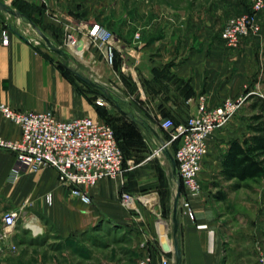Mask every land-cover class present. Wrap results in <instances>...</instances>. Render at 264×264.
Segmentation results:
<instances>
[{
  "label": "crops",
  "instance_id": "crops-1",
  "mask_svg": "<svg viewBox=\"0 0 264 264\" xmlns=\"http://www.w3.org/2000/svg\"><path fill=\"white\" fill-rule=\"evenodd\" d=\"M1 1L7 4L9 1V6L16 11L21 9L25 17L60 47L65 46L67 35L73 34L77 45L69 47L71 54L91 71L95 77L92 81L106 86L121 105L117 107L97 90H89L90 95L104 98L108 101L107 106L113 105L135 124L137 122L131 116L145 121L158 137L137 125L153 144L164 141L156 123L170 119L178 126L185 125L187 119L195 114V99L200 95L206 97L209 107H216L224 99L235 98L246 91L253 92L258 88L264 92V18L260 35L242 38L234 50L227 49L220 39L225 21L246 13L249 1L237 5L233 0L234 5L221 13L216 12L213 4L203 27L177 21L159 26L142 23L134 29L128 23L123 24L122 31H119L115 26L107 25L114 34L112 66L106 64L102 49L90 42L82 29L83 22L76 19L77 12L61 5L60 0ZM218 23H222L220 27H217ZM3 29L4 20L0 14V103L20 112H50L64 122L79 118L101 119L94 100L84 91V84L62 71L25 36L20 34L27 41L9 27L8 43L3 45ZM107 108L102 109L105 111ZM237 134L231 125L215 131L207 140L208 152L201 165V170L209 176L210 164L216 161L218 178L231 192L241 190L243 184L251 181L246 180L238 189L232 190L235 181H226L219 176L222 157L229 143L233 139L242 140L250 136L239 137ZM19 136V126L0 113V137L14 141ZM216 147H223V150L217 151ZM14 162L10 151L0 149L1 246L8 241L16 252L25 251L26 256L32 255L31 250L37 241L51 227L65 241L78 239L91 230V233L98 232L103 226H114L116 229L109 231L110 234L116 231L127 234L130 242L136 243L144 237L137 232V226L146 229L151 237L157 230L152 264H161L163 257L170 261L173 259L172 251L165 253L161 247L163 242H167L170 248L172 246L170 219L160 220L162 231L159 225H155L158 217L143 209L140 220L120 203L123 184L132 180L130 171L127 172L129 169H124L123 176L117 179L97 182L90 190L91 202L84 204L60 186L53 169L44 168L36 173L24 170L14 178L11 173ZM204 173L199 175L202 190V185L208 187L210 184L204 182L209 178ZM127 186L129 188L130 183ZM48 196L49 202L46 200ZM189 202L193 220L179 208L181 264H221L224 245L208 194L203 191L199 197L190 198ZM8 211L17 212L19 220L4 237L2 215ZM161 231L166 237L159 240ZM6 253L13 254L14 251Z\"/></svg>",
  "mask_w": 264,
  "mask_h": 264
},
{
  "label": "rangeland",
  "instance_id": "rangeland-1",
  "mask_svg": "<svg viewBox=\"0 0 264 264\" xmlns=\"http://www.w3.org/2000/svg\"><path fill=\"white\" fill-rule=\"evenodd\" d=\"M60 1L61 5L71 7L72 11L77 12L76 19L82 21L83 25L96 23L106 29H108L107 25H112L119 31H122L123 24L128 23L134 29L142 23H152L159 26L165 23L167 25L175 24L177 21L185 24L192 22L195 27H203L207 23L205 19L213 4H215L216 12L220 13L226 12L228 8L234 5L233 0ZM248 1L249 9L250 0H236V3L237 5L241 2L246 4ZM0 14L3 16L4 28H7L10 23L14 24L18 32L25 36L36 49L44 53L49 59L60 62L53 53L43 47L44 41L26 20L14 19L6 14ZM221 24L218 23L217 27H220ZM108 30L112 33L110 29ZM78 63L82 68L80 73L90 80H94L95 77L92 76L91 71L79 61ZM71 67H74L73 64ZM72 77L81 83L76 77ZM84 87V91L94 100L95 105L97 100H101L104 105L98 107H108L105 110V117L121 142L125 161L123 170L129 169L126 171H130L131 174L132 180H127L123 184L124 187L120 192L119 200L123 193L132 194L136 198L134 201L135 209L126 208L121 200L120 203L131 215L140 220L143 209H146L153 217H158L159 220L155 224L158 227L160 220L170 219L172 202L176 192V185L168 180L170 164L159 151L160 143L149 142L137 124L113 105L107 106L108 101L104 98L91 96L90 89L85 85ZM254 91L258 92L264 99L263 91L258 88ZM247 94L248 91L240 94L247 96L246 101L224 126L231 125L233 129L238 131L239 137L250 134L248 131V126L251 124L250 117L256 113V110L251 109L253 102L250 99L251 95L248 96ZM174 126L175 128L179 127L177 124ZM166 136H168L167 133L162 131L161 137L166 140ZM174 148H168L171 154H173ZM216 150L222 151L223 147H216ZM210 165L209 176L203 170L200 171V175L204 173L205 176L209 177L204 182L210 183V187L202 185L204 189L201 192L204 191L208 194L218 233L224 245V256L221 264H260V256L264 255V174L243 184L241 190L231 192L226 190V186L218 178L217 162H212ZM129 183L130 187H125ZM179 208H181L180 205ZM9 212L11 211L3 212L2 218ZM115 229L114 226H103L98 232L95 231L97 228L94 229L96 233H91V230L78 239L68 238L63 241L51 227L46 230L45 236L37 241L38 244L36 243V246L31 250L33 256H26L25 251L19 252L17 250L16 252L14 250L13 254H7L5 251L0 258V264H137L142 255L151 256L153 262L152 248L153 244H157V230L156 235L151 237L146 229L136 226L137 232L139 231L140 235L144 237L136 243H131L127 234H120L117 231L109 233ZM3 232L5 231L3 230ZM10 245L12 244L10 243ZM7 252L11 251L8 250ZM122 260L125 262L122 263Z\"/></svg>",
  "mask_w": 264,
  "mask_h": 264
},
{
  "label": "built area",
  "instance_id": "built-area-1",
  "mask_svg": "<svg viewBox=\"0 0 264 264\" xmlns=\"http://www.w3.org/2000/svg\"><path fill=\"white\" fill-rule=\"evenodd\" d=\"M262 18L264 0H250V8L246 13L230 17L224 23L220 39L225 47L234 50L242 38L259 36ZM82 29L90 42L102 49L106 64L112 66L115 58L113 34L96 23L83 25ZM1 36L2 44L6 45L7 28L2 30ZM135 38H138V35H135ZM76 45L77 42L70 33L67 35L65 48H62L71 54L69 47ZM247 95L261 97L256 91H248ZM246 98L244 95L226 98L218 106L209 107L206 97L200 95L195 99L196 112L187 119L185 125L175 128L170 119L156 123V127L168 135L163 144H160L159 151L171 148L176 143L172 154L176 163V174L171 183L176 186L179 184L183 188L179 205L191 220L194 213L189 199L199 197L202 191L199 175L202 161L208 152L207 140L229 122L243 106ZM96 105L103 106L104 103L97 100ZM0 113L20 128L17 140L9 141L0 137V149L10 151L14 155L15 162L11 171L14 178L24 170L36 173L44 168H51L56 172L62 188L82 203L89 204L90 190L97 182L123 176V155L112 127L106 122L91 118L64 122L59 121L50 112H20L3 103H0ZM135 199L128 193L120 196L121 203L129 209H135ZM46 200L49 202L50 197ZM18 219L19 214L14 211L3 216L4 237L15 227ZM158 238H163L162 231L159 232ZM8 250L14 251L15 247L6 241L3 246L0 245V258ZM172 260L163 257L161 264H173ZM259 261L264 264V255L260 256ZM137 264H152L151 256L142 255Z\"/></svg>",
  "mask_w": 264,
  "mask_h": 264
},
{
  "label": "trees",
  "instance_id": "trees-1",
  "mask_svg": "<svg viewBox=\"0 0 264 264\" xmlns=\"http://www.w3.org/2000/svg\"><path fill=\"white\" fill-rule=\"evenodd\" d=\"M18 11L23 14L21 9H18ZM52 61L57 63L58 67L66 74L71 75L60 62ZM88 88L94 91V89H91L90 87ZM250 99L253 100L251 109L256 110V113L250 117L251 124L248 126L250 136L242 140L233 139L229 143L228 148L222 157L221 170L219 172V176H221L223 180L235 181L231 186L232 190L238 189L241 186L240 184L246 180H254L264 174V99L257 95H251ZM95 107L101 118L100 120L107 123L108 121L105 117V111L101 107ZM113 131L123 155L121 142L114 129ZM172 147H176V143H174ZM124 164L125 161L123 157V167ZM180 192H183L181 185Z\"/></svg>",
  "mask_w": 264,
  "mask_h": 264
},
{
  "label": "water",
  "instance_id": "water-1",
  "mask_svg": "<svg viewBox=\"0 0 264 264\" xmlns=\"http://www.w3.org/2000/svg\"><path fill=\"white\" fill-rule=\"evenodd\" d=\"M0 13L6 14L7 16H10L14 19H23L26 20L29 25L38 33V35L41 37V39L44 41L43 47L53 53L61 62L63 67L74 77H76L81 83L84 85L90 87L91 89L99 91L104 98L107 100H110L114 103L117 107H120L121 103L118 99H116L110 92V90L97 82H94L90 80L88 77L80 73L81 66L78 63V61L65 49L58 46L55 42L48 39L36 26L35 24L27 19L22 13L12 9L7 3L0 0ZM8 27L20 37H23L18 32L16 26L12 23L8 24ZM23 39H25L23 37ZM26 40V39H25ZM27 41V40H26ZM71 64H73L74 67H71ZM131 119L136 121L137 124L146 132H151L156 137V132L146 124L145 121H143L139 117L131 116ZM160 144H163V140H160ZM161 153L164 155V157L167 159V161L170 164V174L168 176V180L171 182L172 179L175 177L176 174V163L173 159L172 154L169 152L168 149L164 148L162 149ZM180 185L177 184L176 186V192L173 198L172 202V212H171V218H170V225H171V240H172V246L170 250V245L167 242H163L161 244L162 250L164 252L172 251L173 255V264H181L182 262V254L180 249V234H179V198H180Z\"/></svg>",
  "mask_w": 264,
  "mask_h": 264
},
{
  "label": "bare ground",
  "instance_id": "bare-ground-1",
  "mask_svg": "<svg viewBox=\"0 0 264 264\" xmlns=\"http://www.w3.org/2000/svg\"><path fill=\"white\" fill-rule=\"evenodd\" d=\"M83 43H84V42H83ZM84 45H85V43H84ZM79 47H80V46H79ZM80 51H81V50H80ZM160 226H161L160 229L163 231V226H162V225H160ZM165 237H166V236L164 235V236H163V239H165Z\"/></svg>",
  "mask_w": 264,
  "mask_h": 264
}]
</instances>
